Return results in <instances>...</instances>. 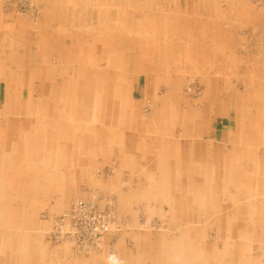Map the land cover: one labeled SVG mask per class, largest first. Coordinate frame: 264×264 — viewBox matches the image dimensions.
<instances>
[{
  "label": "rangeland",
  "instance_id": "obj_1",
  "mask_svg": "<svg viewBox=\"0 0 264 264\" xmlns=\"http://www.w3.org/2000/svg\"><path fill=\"white\" fill-rule=\"evenodd\" d=\"M184 1L0 0V264H264V0L195 1L234 8L238 31L213 57L181 51L179 85L144 88L154 17ZM235 96L237 120L210 115ZM78 201L111 216L97 242Z\"/></svg>",
  "mask_w": 264,
  "mask_h": 264
},
{
  "label": "crops",
  "instance_id": "obj_2",
  "mask_svg": "<svg viewBox=\"0 0 264 264\" xmlns=\"http://www.w3.org/2000/svg\"><path fill=\"white\" fill-rule=\"evenodd\" d=\"M195 1L198 2L197 0H185L183 3L182 2L178 3L175 6L176 9L178 10L176 11L178 12V14H175L174 17L169 16V14L163 15L162 17L161 16L154 17L155 46L159 45V48L155 52H150L149 54L147 52H141L142 60L141 59L138 60L139 65H140L139 71L134 78L136 80V83L143 82L144 88H149V86L151 85H153L154 87L162 86V85L172 86L169 81L175 82V79H179L177 76H175L174 73H172L175 70V68H172V65L173 63L177 61L175 57L179 53H181V51H183V53L187 52L188 50H193L194 52H197L198 47H203V48H207L208 55L210 57H213V55L216 54V53H213V52H216V50L214 49L215 42H216L215 40L220 37H225L223 33L229 30L233 32L238 31L239 26L237 27L236 25H234L230 29H227L230 22L233 21L235 17H237V13L235 12L234 8L228 11L221 10V11H218L216 14H213L210 12V10H212L211 7L209 8L210 4H208V9H206L205 3H202L203 4V7H202V4H195ZM224 12H227L228 14L224 15L223 14ZM157 35H159L160 37L159 38L156 37ZM199 43L200 45H198ZM179 47H185V49L179 48ZM208 49H210L211 51H209ZM229 49H230L229 50L230 52L231 50L234 51L233 47H229ZM239 59L242 60V59H247V58L241 57ZM255 60H256V57H255ZM235 61H237L236 62L237 64L238 60H235ZM179 83L180 81L177 80L174 85L175 86L179 85ZM91 92H94V91H91ZM253 93L254 92H251V96L253 95ZM239 100L241 99L235 96L234 102L237 104L236 107H234L233 109H229V110L220 109L221 111L220 114L217 112V114H210V115L214 119L215 118L218 119L220 117L223 119H226V118L229 119L233 117L234 120H237V118L240 117L244 111L242 107L243 101L238 102ZM80 115L82 116V114H72L70 116L67 115L64 117L66 119H71V118L78 119V118H81ZM89 116H92L95 119L100 117L101 118L100 120L109 118L108 114H101V115L100 114H95V115L88 114V117ZM112 118L114 119V115L112 116ZM210 121L212 120L210 119ZM138 123H139L138 125L141 128H143L144 132L150 131L152 134H157L161 136V134L164 131V128L162 126L161 128H157V129L149 127V125L146 122H143L140 118L138 119ZM66 124L67 125L65 127L67 128H64V133L67 134L69 132L70 136L67 137L68 139H72V138L75 139L76 128H69V121H67ZM209 126H211V123H209ZM207 134L214 141V142H211V144L212 143L217 144L218 143L217 140L219 138H222L225 135V131L224 130L223 131L222 130H210V131H207ZM185 137L190 142H194L189 138L190 131L187 134L185 133ZM189 141L183 142L186 147H191L192 144ZM166 143H170V141ZM176 144H181V143L177 142ZM71 145H72L71 149L77 148V150L80 151L79 145L77 146L75 142L71 143ZM106 148H108L107 144H106ZM106 148L104 147L105 150ZM117 159L122 161L126 159V157L124 156L120 157L119 155ZM114 237L112 236L109 237L108 243H110L111 246L113 247L114 246L117 247L116 246L117 241H115Z\"/></svg>",
  "mask_w": 264,
  "mask_h": 264
},
{
  "label": "built area",
  "instance_id": "obj_3",
  "mask_svg": "<svg viewBox=\"0 0 264 264\" xmlns=\"http://www.w3.org/2000/svg\"><path fill=\"white\" fill-rule=\"evenodd\" d=\"M76 229H86L84 239L99 241L109 231L111 216L109 212L97 209L93 204L78 201L69 216Z\"/></svg>",
  "mask_w": 264,
  "mask_h": 264
}]
</instances>
